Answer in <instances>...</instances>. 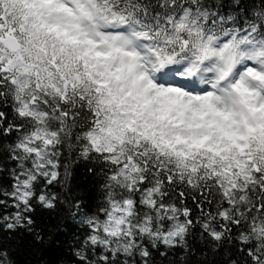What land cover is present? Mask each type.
Instances as JSON below:
<instances>
[{
    "label": "snow or ice",
    "instance_id": "obj_1",
    "mask_svg": "<svg viewBox=\"0 0 264 264\" xmlns=\"http://www.w3.org/2000/svg\"><path fill=\"white\" fill-rule=\"evenodd\" d=\"M0 264H264V0H0Z\"/></svg>",
    "mask_w": 264,
    "mask_h": 264
},
{
    "label": "trees",
    "instance_id": "obj_2",
    "mask_svg": "<svg viewBox=\"0 0 264 264\" xmlns=\"http://www.w3.org/2000/svg\"><path fill=\"white\" fill-rule=\"evenodd\" d=\"M73 173L77 182H83L84 166L83 162L77 163L73 166Z\"/></svg>",
    "mask_w": 264,
    "mask_h": 264
}]
</instances>
